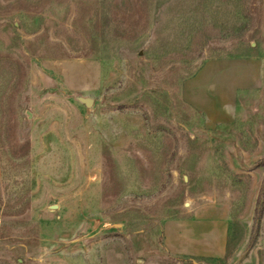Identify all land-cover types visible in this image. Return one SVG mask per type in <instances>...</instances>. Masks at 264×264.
Returning <instances> with one entry per match:
<instances>
[{"label": "rangeland", "instance_id": "rangeland-1", "mask_svg": "<svg viewBox=\"0 0 264 264\" xmlns=\"http://www.w3.org/2000/svg\"><path fill=\"white\" fill-rule=\"evenodd\" d=\"M259 197L264 0H0V264H264Z\"/></svg>", "mask_w": 264, "mask_h": 264}, {"label": "crops", "instance_id": "crops-1", "mask_svg": "<svg viewBox=\"0 0 264 264\" xmlns=\"http://www.w3.org/2000/svg\"><path fill=\"white\" fill-rule=\"evenodd\" d=\"M197 79L188 81L185 96L201 107L195 87ZM229 237V221L225 217L191 216L167 220L163 239L168 251L181 256L223 257Z\"/></svg>", "mask_w": 264, "mask_h": 264}, {"label": "trees", "instance_id": "trees-1", "mask_svg": "<svg viewBox=\"0 0 264 264\" xmlns=\"http://www.w3.org/2000/svg\"><path fill=\"white\" fill-rule=\"evenodd\" d=\"M263 213H264V199H261L259 197L257 201L256 209H255V216H254L255 225L257 226V228L259 227Z\"/></svg>", "mask_w": 264, "mask_h": 264}, {"label": "water", "instance_id": "water-1", "mask_svg": "<svg viewBox=\"0 0 264 264\" xmlns=\"http://www.w3.org/2000/svg\"><path fill=\"white\" fill-rule=\"evenodd\" d=\"M80 100L85 103L87 106H90L92 104V99L91 98H84L81 97Z\"/></svg>", "mask_w": 264, "mask_h": 264}]
</instances>
